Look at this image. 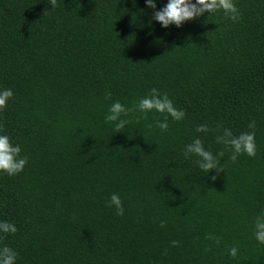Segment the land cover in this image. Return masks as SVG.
Here are the masks:
<instances>
[{
  "label": "trees",
  "instance_id": "trees-1",
  "mask_svg": "<svg viewBox=\"0 0 264 264\" xmlns=\"http://www.w3.org/2000/svg\"><path fill=\"white\" fill-rule=\"evenodd\" d=\"M233 2L236 22L218 10L164 29L149 21L167 0H0V134L27 156L0 174L15 264H264V0ZM152 88L184 117L162 131L167 114L132 111L114 133L110 105ZM225 129L254 133L255 155L232 160ZM196 138L220 171L185 157Z\"/></svg>",
  "mask_w": 264,
  "mask_h": 264
},
{
  "label": "clouds",
  "instance_id": "clouds-1",
  "mask_svg": "<svg viewBox=\"0 0 264 264\" xmlns=\"http://www.w3.org/2000/svg\"><path fill=\"white\" fill-rule=\"evenodd\" d=\"M145 3L147 8L156 9L155 0H145ZM47 4L50 6V10H54L56 0H47ZM218 10H223L225 15H228L233 22L238 21L240 18L233 0H167V3L162 8L153 12L149 24L155 21L164 29L169 28L171 25L180 28L185 22L196 20L205 13L210 15ZM12 96L11 89L0 90V108H3ZM132 111L139 113L155 111L167 114L163 122L158 121L156 124L162 131L167 130L168 116L173 120H181L185 115L182 110H178L173 106L167 94L160 93L156 88H152L149 94L142 97L133 108H126L119 101L113 102L107 110L105 121L111 125L114 133L124 132L123 130L129 121L123 117H126ZM249 127H254V124H250ZM206 130V126L203 125L197 128L198 132ZM218 139L223 144L230 146L233 152L232 160H235L237 155L241 153L247 154L249 157L255 155L254 133L252 132L233 136L231 130L225 129L223 136ZM20 153L21 147L18 144H12L7 135L0 134V174L14 176L23 171L27 163V156L21 157ZM184 155L186 158L190 155L197 156L199 158L197 163L205 173H209L213 169L216 171L221 170L214 155L205 150L199 138L194 139L192 143L185 146ZM212 178L215 179L214 176ZM108 206H114L117 215L124 214L120 197L117 194L111 195ZM254 229L255 240L258 244L264 245V215L256 218ZM16 230L14 224L8 221H0V233H15ZM172 243L175 244L174 241ZM228 255L231 258H235L237 248L232 247L229 249ZM16 256L17 253L13 249L7 246L0 248V264H15Z\"/></svg>",
  "mask_w": 264,
  "mask_h": 264
}]
</instances>
